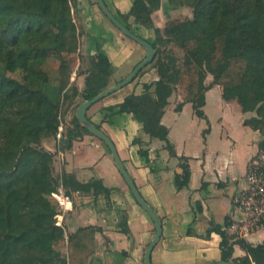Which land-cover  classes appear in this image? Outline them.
<instances>
[{"label": "trees", "instance_id": "16d2710c", "mask_svg": "<svg viewBox=\"0 0 264 264\" xmlns=\"http://www.w3.org/2000/svg\"><path fill=\"white\" fill-rule=\"evenodd\" d=\"M168 1L189 6L192 17L169 19L160 31L151 19L160 0H134L127 14H119L129 30V17L154 30V40H144L156 51L150 64L158 79L145 85L142 94L126 95L118 112L131 113L142 130L163 141L175 157L168 129L161 123L168 99L176 83H181L184 101L191 102L195 115L205 119L204 79L210 74V84L221 87L224 100H235L242 112H255L243 125L264 136V0ZM77 38L71 0H0V264H78L77 253L83 258L81 264L92 259V226L68 235L67 259L54 250L64 230L55 225L51 194L60 186L68 196L91 190L108 196L110 190L98 180L80 183L66 173L57 182L50 168L53 155L41 145L44 139L54 138L74 97L84 101L109 87L111 64L99 50L90 59L84 89L79 92L71 84ZM176 62H181V68ZM180 108L178 104L175 109ZM73 125L88 133L76 117ZM257 147V153H264V139ZM182 168L176 177L179 188L189 181L188 165ZM121 226L127 232L125 223ZM213 231L221 236L222 261L264 264V240L253 245L244 239L231 240L221 227ZM234 245L245 252L243 257L233 258Z\"/></svg>", "mask_w": 264, "mask_h": 264}, {"label": "crops", "instance_id": "0c3cea01", "mask_svg": "<svg viewBox=\"0 0 264 264\" xmlns=\"http://www.w3.org/2000/svg\"><path fill=\"white\" fill-rule=\"evenodd\" d=\"M133 1L104 0V3L124 22L119 14H127ZM71 14L78 30L77 52L89 60L98 50L103 52L112 71L119 72L118 81L144 58V48L124 36L94 0H71ZM191 17L189 6L168 0H160L159 8L151 13L153 25L160 31L169 19ZM127 23L140 38L154 40L153 29L135 24L132 17ZM82 62L75 65L70 78L79 92L85 87L90 67ZM148 67L133 84L92 105L87 117L112 140L140 195L161 220L162 233L151 252V264L222 261L221 236L213 228L223 229L225 221H231V200L245 187L243 178L248 164L257 155L260 134L243 125L251 112H242L235 101L224 100L217 84H205L202 107L205 119L195 115L192 103L184 101L183 95L174 98L173 91L161 117L176 154L170 156L164 142L149 137L131 113L118 112V105L126 95H140L145 85L158 79L156 69ZM77 97L64 111L61 143L53 140L52 144L46 139L47 149L53 155L59 177L66 173L80 183L98 180L110 193L104 196L94 195L92 190L71 192L67 195L70 202L61 213V226L66 235L81 227H94L92 258L100 264H143L144 251L155 233L154 224L135 201L107 146L90 133L74 128L75 111L83 102L82 99L76 102ZM178 104L181 108L176 110ZM185 164L189 168V181L187 186L179 188L176 177L181 176ZM123 223L127 232L122 231ZM263 240L264 228L247 238L253 245ZM244 255L238 245L233 246V258Z\"/></svg>", "mask_w": 264, "mask_h": 264}, {"label": "water", "instance_id": "95a60500", "mask_svg": "<svg viewBox=\"0 0 264 264\" xmlns=\"http://www.w3.org/2000/svg\"><path fill=\"white\" fill-rule=\"evenodd\" d=\"M102 14L126 37L134 41L135 43L139 44L141 47L144 48L145 56L144 58L138 62L134 68L127 74L122 80L118 81L117 83L109 86L102 92L98 93L96 96L84 100L76 109L75 111V117L77 120L78 125L81 128H84L88 133L93 135L94 137L101 140L108 148L111 157L114 161V164L118 170V172L121 174L122 178L124 179L125 183L127 184L128 188L131 191V194L133 195L135 201L137 204L147 213V215L150 217L154 224L155 233L147 245L144 255H143V264H151V252L154 248V246L157 244V242L160 239L161 233H162V227H161V220L157 216V214L154 212V210L147 204V202L143 199V197L140 195L137 187L135 186L133 180L130 178L129 174L127 173L119 155L117 152V149L112 142V140L107 136L101 129H99L94 123H92L88 117H87V110L94 105L95 103L99 102L100 100L106 98L110 94L122 89L123 87L130 84L134 78L137 76V74L147 65H149L156 54L155 49L152 47V45L144 40L143 38H140L138 35L133 33L131 30L127 29L107 8V6L104 3V0H94ZM89 264H100V262L96 258H92ZM210 264H234L231 261H219L215 263Z\"/></svg>", "mask_w": 264, "mask_h": 264}, {"label": "built area", "instance_id": "2783aa9c", "mask_svg": "<svg viewBox=\"0 0 264 264\" xmlns=\"http://www.w3.org/2000/svg\"><path fill=\"white\" fill-rule=\"evenodd\" d=\"M63 132L60 123L53 139L56 143H61ZM243 179L245 187L232 198V219L223 230L232 240L247 241L248 236L264 228V155L248 164ZM53 196L64 211L70 201L61 186ZM61 216V213L55 215V225L61 226Z\"/></svg>", "mask_w": 264, "mask_h": 264}, {"label": "rangeland", "instance_id": "374dc122", "mask_svg": "<svg viewBox=\"0 0 264 264\" xmlns=\"http://www.w3.org/2000/svg\"><path fill=\"white\" fill-rule=\"evenodd\" d=\"M71 16H72V14H71ZM72 19H73V17H72ZM111 26H112V24L107 20V19H105ZM76 32L78 33V30H77V27H76ZM78 39V38H77ZM177 53H178V55L181 57L182 56V52L181 51H176ZM81 60H84V63L81 61ZM78 62H82L83 64H84V66H88V63H89V65H90V60H89V58H85L84 56H82L81 54H79L78 52L76 53V54H74V56H73V65H72V67H73V69H74V67H75V65L78 63ZM149 66V67H148ZM176 66L178 67V68H181V62L180 63H177L176 62ZM151 68V67H153L151 64H149V65H147L146 67H144V68ZM80 69V67L78 68V70ZM124 69H121V71H123ZM52 72V71H51ZM51 74V77H50V79H53V74L52 73H50ZM119 72H115V71H112L111 72V74H110V76L108 77V85L109 86H111V85H113L114 83H116L118 80V78H119ZM137 79V77H135L134 78V80L130 83V84H133L134 83V81ZM212 80H213V77L210 75V74H207L206 75V77H205V79H204V84H208V83H211L212 82ZM109 81H111V84H109ZM174 93H175V95H174V98H178V95H184L185 94V90H184V86L180 83V84H178V83H176V85L174 86ZM48 94L50 95V93L48 92ZM79 102V101H81V97L80 96H78L77 98H76V102ZM235 101V100H234ZM236 102V101H235ZM74 104H76L75 103V101H74ZM75 108V107H74ZM73 108V109H74ZM66 110V109H65ZM251 114L252 115H250V117L249 118H251V117H255L256 115H255V112L254 111H251ZM64 115V114H63ZM63 115H62V118H60V123L62 124V127H63V129L65 130V128H64V118H63ZM259 134H260V140H263L264 139V136L259 132ZM53 137L52 138H49V140H48V142H50V143H52L53 144ZM46 139H44L43 141H42V147L45 149V150H47L48 151V149H47V143H45L46 141H45ZM259 140V141H260ZM258 141V142H259ZM54 143H56L55 141H54ZM49 152V151H48ZM51 153V152H50ZM52 154V153H51ZM264 155V153L263 152H259V153H257V155L253 158V160L254 159H259L261 156H263ZM252 162V161H251ZM50 168H51V173H52V175H53V177L57 180V182H59V175H58V170H56L55 169V167H54V161H53V158H52V162H51V166H50ZM55 193H58V188H57V190L55 191ZM51 198H52V200H53V204H54V208H55V210H56V214L57 213H62V209L60 208V206H59V204H58V202H57V200L55 199V197L53 196V194H51ZM54 221L56 222V218L54 217ZM62 227V226H61ZM64 230V229H63ZM68 235V234H67ZM66 234H65V232H64V235H63V238H61V239H59L57 242H54V244H53V248H54V250L55 251H57V252H59L60 253V255H61V257L63 258V259H67L68 258V251H67V236ZM77 257H78V259L80 260L79 261V263L78 264H81V262L83 261V258L81 257V255H80V253H77Z\"/></svg>", "mask_w": 264, "mask_h": 264}]
</instances>
